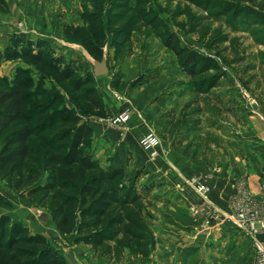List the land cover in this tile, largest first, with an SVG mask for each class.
Instances as JSON below:
<instances>
[{
	"label": "rangeland",
	"instance_id": "374dc122",
	"mask_svg": "<svg viewBox=\"0 0 264 264\" xmlns=\"http://www.w3.org/2000/svg\"><path fill=\"white\" fill-rule=\"evenodd\" d=\"M4 2L0 51L13 34L26 33L83 67L76 77L92 74L94 59L78 43L64 38L63 26H83L80 17L85 8L101 10L106 29L101 58L107 59L108 74L93 77V86L105 113H87L79 94L69 97L60 90L62 102L100 128L96 139L93 131L90 151L105 169L140 174L137 190L143 196L147 238L140 248L120 247L116 239L109 252L95 253L89 247L90 254L106 264H251L246 236L228 221L209 216L210 208L231 214L238 197L264 190V26L251 15L224 14L223 7L215 6L251 4L246 0H127V6L122 0ZM121 2L120 8L115 5ZM258 2L254 8L261 5L264 13V0ZM105 11L119 16L108 30ZM167 35L180 47L217 59L225 75L214 88L195 90V83L209 81L214 73L185 74L181 61L164 45ZM17 68L26 70L28 89L40 85L49 92L48 80L20 60L1 61L0 79H11ZM52 96L49 92L40 99L31 97L29 106ZM126 109L128 121L112 127L111 118ZM149 134L158 145L145 152L139 141ZM33 148V159L40 160L34 142ZM0 193L12 205L11 211L0 208V213L22 222L31 233H42L57 250L77 245L75 234L55 228L40 194L29 196L28 189L16 190L2 178Z\"/></svg>",
	"mask_w": 264,
	"mask_h": 264
},
{
	"label": "trees",
	"instance_id": "16d2710c",
	"mask_svg": "<svg viewBox=\"0 0 264 264\" xmlns=\"http://www.w3.org/2000/svg\"><path fill=\"white\" fill-rule=\"evenodd\" d=\"M258 1L246 0L251 6L242 8L222 3L215 6L223 7L224 14L251 15L264 26L261 5L254 8ZM122 2L128 5L127 0ZM122 2L115 5L119 7ZM4 6V0H0V9ZM93 7L92 12L83 10V26L65 25L62 32L66 40L78 43L90 57L100 61L106 29L101 10ZM105 12L108 30L119 16ZM114 16H118L116 20ZM164 45L175 53L181 70L189 77L214 73L209 81L195 83L198 92L214 88L224 77L225 71L216 58L180 47L171 35L166 36ZM18 60L34 69L42 80H48L53 96L50 101L30 107L29 99L42 98L49 93L47 89L40 85L32 91L28 89L30 80L22 68H17L11 79H0V178L16 190L28 189L29 196L40 194L55 228L66 235L75 234L77 245L88 246L95 253L103 249L109 252V245L116 239L120 247H143L147 231L141 210L143 196L137 190L140 174L128 176L123 168L105 169L90 151L93 129L89 121L62 102L60 90L69 97L79 94L87 113L104 115L93 74L86 72L84 77H76L83 67H76L75 62L57 55L45 41H34L26 33L13 34L0 51V62ZM33 142L40 151V160L33 159ZM0 208L12 210L10 201L1 193ZM0 264L67 262L45 236L31 234L22 222L0 213Z\"/></svg>",
	"mask_w": 264,
	"mask_h": 264
},
{
	"label": "built area",
	"instance_id": "2783aa9c",
	"mask_svg": "<svg viewBox=\"0 0 264 264\" xmlns=\"http://www.w3.org/2000/svg\"><path fill=\"white\" fill-rule=\"evenodd\" d=\"M129 117L130 112L126 109L111 118L110 125L119 127L126 123ZM139 145L143 151L148 152L152 151L158 145V142L155 137L149 134L140 139ZM205 187V185H202L199 189L203 190ZM206 202L209 206H212L209 201ZM231 206V214L213 211V208H210L209 216L216 220L220 219L221 223L228 221L230 225L246 236L252 249L251 264H264V190L259 195L254 194L253 197L249 195L243 198L238 197Z\"/></svg>",
	"mask_w": 264,
	"mask_h": 264
},
{
	"label": "crops",
	"instance_id": "0c3cea01",
	"mask_svg": "<svg viewBox=\"0 0 264 264\" xmlns=\"http://www.w3.org/2000/svg\"><path fill=\"white\" fill-rule=\"evenodd\" d=\"M91 128L94 131V136H95L94 138L96 139V136L99 134L97 133V130L100 128L98 126L97 127L91 126ZM232 190H233V187L226 194L231 193ZM31 234H35V233H31ZM39 234H42V233H39ZM68 247L69 248L67 249V248H64V246L62 245V248L59 249L63 252L62 256L64 257L67 264H106L105 261L98 260L94 254L93 255L90 254L88 246L81 244V245H73V246H68ZM176 254L177 253H173L172 257L176 258L175 257ZM160 259H162V257H158L159 262H160ZM177 260H175V262Z\"/></svg>",
	"mask_w": 264,
	"mask_h": 264
},
{
	"label": "water",
	"instance_id": "95a60500",
	"mask_svg": "<svg viewBox=\"0 0 264 264\" xmlns=\"http://www.w3.org/2000/svg\"><path fill=\"white\" fill-rule=\"evenodd\" d=\"M92 74L95 78L103 77L108 74V64L107 59L102 58L101 61L92 60Z\"/></svg>",
	"mask_w": 264,
	"mask_h": 264
}]
</instances>
